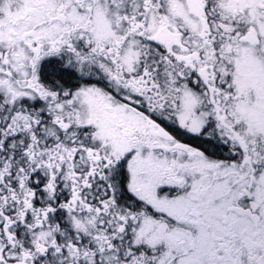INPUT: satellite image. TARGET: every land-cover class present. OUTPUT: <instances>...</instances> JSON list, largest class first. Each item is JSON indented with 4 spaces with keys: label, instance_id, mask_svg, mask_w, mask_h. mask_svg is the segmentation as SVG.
I'll use <instances>...</instances> for the list:
<instances>
[{
    "label": "snow or ice",
    "instance_id": "obj_1",
    "mask_svg": "<svg viewBox=\"0 0 264 264\" xmlns=\"http://www.w3.org/2000/svg\"><path fill=\"white\" fill-rule=\"evenodd\" d=\"M0 264H264V0H0Z\"/></svg>",
    "mask_w": 264,
    "mask_h": 264
}]
</instances>
